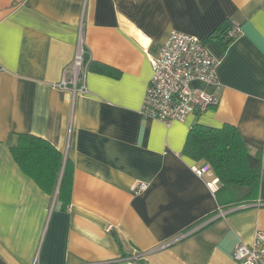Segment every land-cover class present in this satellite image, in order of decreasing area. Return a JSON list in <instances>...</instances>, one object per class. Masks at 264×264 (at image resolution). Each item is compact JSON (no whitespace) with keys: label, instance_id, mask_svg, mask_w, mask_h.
<instances>
[{"label":"crops","instance_id":"obj_1","mask_svg":"<svg viewBox=\"0 0 264 264\" xmlns=\"http://www.w3.org/2000/svg\"><path fill=\"white\" fill-rule=\"evenodd\" d=\"M233 24L241 37L212 39ZM172 31L206 42L221 85L194 83L219 104L167 126L141 109ZM81 39L89 93L74 97L55 86ZM0 69V264H238L235 247L264 231V0H0ZM196 125L234 126L260 156L256 199L196 176L204 163L184 154ZM22 134L71 164L67 208L62 173L48 191L15 160Z\"/></svg>","mask_w":264,"mask_h":264},{"label":"built area","instance_id":"obj_2","mask_svg":"<svg viewBox=\"0 0 264 264\" xmlns=\"http://www.w3.org/2000/svg\"><path fill=\"white\" fill-rule=\"evenodd\" d=\"M243 33L239 24H233L227 31L230 39L236 40ZM81 39L78 51L70 67L66 68L62 80L55 87L70 91L74 97L89 93L86 78L90 61ZM153 75L147 86L141 115L147 119L159 121L167 126L185 122L190 116L201 115L219 104V99L204 89L194 87V83L208 86H220L218 68L220 62L212 55L207 44L201 38L172 31L165 43L155 55L150 56ZM1 71V69H0ZM197 177L203 178L212 173L210 164L192 168ZM216 178L210 183L217 185ZM148 185L136 182L133 191L145 192ZM227 214H220L186 232L182 238L199 231L211 222ZM238 264H264V231L256 232L253 243L238 244L232 255ZM138 259V257H134Z\"/></svg>","mask_w":264,"mask_h":264},{"label":"trees","instance_id":"obj_3","mask_svg":"<svg viewBox=\"0 0 264 264\" xmlns=\"http://www.w3.org/2000/svg\"><path fill=\"white\" fill-rule=\"evenodd\" d=\"M212 39H227L228 43L235 41L227 36V32ZM12 153L22 169L48 191L57 185L62 173L58 198L63 202V208L70 205L73 168L60 151L42 138L22 134ZM184 154L196 162L210 164L222 184L221 190L229 196L238 195L240 202L257 198L261 187L262 160L259 155L251 153L234 126H194L188 135ZM128 259L132 262L138 260Z\"/></svg>","mask_w":264,"mask_h":264},{"label":"rangeland","instance_id":"obj_4","mask_svg":"<svg viewBox=\"0 0 264 264\" xmlns=\"http://www.w3.org/2000/svg\"><path fill=\"white\" fill-rule=\"evenodd\" d=\"M236 189H237V190H240V188H239V187H236Z\"/></svg>","mask_w":264,"mask_h":264}]
</instances>
